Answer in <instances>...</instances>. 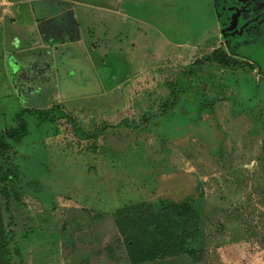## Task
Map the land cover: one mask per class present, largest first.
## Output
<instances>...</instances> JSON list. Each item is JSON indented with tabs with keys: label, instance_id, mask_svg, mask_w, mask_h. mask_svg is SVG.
<instances>
[{
	"label": "rangeland",
	"instance_id": "374dc122",
	"mask_svg": "<svg viewBox=\"0 0 264 264\" xmlns=\"http://www.w3.org/2000/svg\"><path fill=\"white\" fill-rule=\"evenodd\" d=\"M30 1L25 10L65 8L63 0L53 8ZM65 1L85 5L74 10L125 14L123 23L114 15L120 25L106 39L95 29L99 52L106 40L115 48L116 40L135 45L123 54L106 50L105 66H98L125 77L106 109L56 103L21 120V108H45L55 95L104 101L106 90L96 93L112 80L92 70L88 62L94 69L100 56L85 45L69 49L74 58L4 60L6 75L21 66L19 82H33L23 87L14 79L21 93L0 101V145L7 144L0 151V212L11 263L189 264L185 255L134 260L113 225L123 207L186 200L200 238L187 241L185 251L200 252L201 264H264V0H223L232 6L222 10L212 0ZM15 32L20 44L37 41L21 25ZM165 42L180 44L178 53ZM214 50L238 64L201 62ZM155 52L161 57L150 59ZM22 120L28 134L13 144L5 135L19 131Z\"/></svg>",
	"mask_w": 264,
	"mask_h": 264
},
{
	"label": "crops",
	"instance_id": "0c3cea01",
	"mask_svg": "<svg viewBox=\"0 0 264 264\" xmlns=\"http://www.w3.org/2000/svg\"><path fill=\"white\" fill-rule=\"evenodd\" d=\"M29 0H0V88L5 87V90L3 93L5 94V97L1 100H9L11 101L13 98L17 99V94L19 95L21 92L18 90L19 86L18 84L14 83V79L19 81L23 78V75L21 73V66L19 68H16L17 72L15 74L12 73L11 77L6 75L2 64L8 61L10 56L12 58H15L16 56L23 54V55H32L33 58L37 57V54L44 55V57L59 54L64 57L68 56L71 58L70 50L77 47H83L85 45L87 52L89 55H96L97 57L100 56V61H97V65H95V68L93 69V66L91 65V62L89 66L92 67V70L99 71L101 74H103V71L98 66H105L106 59L108 58V55L106 54L109 49H114V51H117L120 54H123L122 49L126 45L127 47H134L135 43H125L123 45V41L116 40L118 47L114 46L112 42H109L106 40L108 46H106L101 52H99L100 48L98 43L92 42L94 39V32L95 29L100 28L102 29V35L106 39L108 35V30H114L118 31L117 28L113 27V24L117 23V16L118 18L121 17L120 22H125L127 19L125 14L122 12V10H74V5L78 6H85L82 5V3H75L72 1V3L67 6L65 5L67 1L63 0L65 4H63V7H65L63 10H34L32 8L25 10L23 7L30 5ZM39 3V5L43 7H47L45 4L46 2L51 3V8L55 7L56 2L58 0H35ZM229 1V0H227ZM227 1L223 0H212V3L214 6H217L219 10L229 8L232 6L230 3L228 4ZM233 1L234 0H230ZM257 3V2H255ZM264 8L263 4L259 5ZM256 7V6H255ZM261 8V9H262ZM260 10V8L258 7ZM214 11H217L216 9ZM255 11V10H253ZM36 15H40L39 18L36 17ZM111 15V16H110ZM115 15V16H114ZM114 16V17H113ZM6 25H10V30L7 33ZM21 25L22 28H25L28 33H32L33 35L37 36V41L31 42L26 44H20V41L18 40L17 34H15L17 26ZM120 25V24H118ZM143 26H146L144 23H142ZM12 32L14 33L12 35ZM71 34V35H70ZM8 37V38H7ZM160 37V36H159ZM6 38L9 40L7 41ZM96 40V39H95ZM7 41V43L5 42ZM56 42V43H55ZM101 44H104L102 42ZM173 44V45H172ZM166 45H171L174 49V53H178V48L181 46L177 43H170L165 42L164 47ZM154 46H156V43H154ZM158 46H162V42L160 38H158ZM185 47V45H184ZM70 49V50H69ZM107 50V51H106ZM70 55V56H69ZM43 57V59H44ZM67 57V58H68ZM144 57V56H143ZM161 57V55L159 56ZM158 52L152 53L150 56V59H157ZM206 57V56H204ZM74 58V57H72ZM53 59V58H52ZM76 59V58H75ZM52 63V61H51ZM198 63V62H196ZM195 65V64H194ZM109 69L107 72L106 78L111 79L112 83L109 84L104 90L100 88V91H97L96 94H103V92L106 90V94H108V98H106L104 101L100 100L99 102L94 101L92 104L88 103L85 104L81 101L76 100L77 98H66L62 97V95H55L57 99L56 102L51 103L50 105L46 106L45 108H38V109H30L28 107H25L24 109H20L19 115L22 119L24 117H33L31 115L27 114V111L30 112H43L49 109L53 104H64L72 103L73 107H89V110L93 111L94 109L99 108H105L110 103L111 97L115 96L117 92H119V88L122 87L121 83L125 79V77L121 74H113L115 67L111 69V65L109 66ZM58 72V70L56 71ZM141 70H139L138 74H135L133 78H138L140 76ZM111 73V74H110ZM55 76V75H54ZM104 77V76H103ZM126 78H130L126 77ZM33 83L32 81H26ZM20 83V86L29 85ZM47 82L44 81L43 84H46ZM40 85V84H39ZM19 86V87H20ZM8 87L10 89H8ZM8 89V90H7ZM16 94V96H15ZM84 97H90V96H84ZM61 98V99H59ZM83 98V97H79ZM75 99V100H74ZM69 101V102H66ZM19 109V108H18ZM17 109V110H18ZM6 112L5 108H0V113ZM2 117V116H1Z\"/></svg>",
	"mask_w": 264,
	"mask_h": 264
},
{
	"label": "trees",
	"instance_id": "16d2710c",
	"mask_svg": "<svg viewBox=\"0 0 264 264\" xmlns=\"http://www.w3.org/2000/svg\"><path fill=\"white\" fill-rule=\"evenodd\" d=\"M201 62L221 66L238 64L221 50H214L210 56L203 57ZM39 113L27 111L31 116ZM19 119H22L21 116ZM27 134L22 120L19 131H10L5 138L13 144H20ZM6 145L1 143L0 151H4ZM12 197L15 201L19 200L18 193H13ZM115 216L113 225L123 237V242L130 245L129 254L134 260L173 259L185 255L189 264H201L200 252L184 250L187 241L200 238L197 213L190 201L168 203L159 207L143 202L118 209ZM8 242L0 212V264H12ZM16 255L18 256V252Z\"/></svg>",
	"mask_w": 264,
	"mask_h": 264
}]
</instances>
